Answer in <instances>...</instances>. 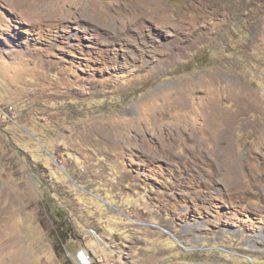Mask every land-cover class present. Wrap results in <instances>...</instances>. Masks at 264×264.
<instances>
[{
  "label": "rangeland",
  "instance_id": "rangeland-1",
  "mask_svg": "<svg viewBox=\"0 0 264 264\" xmlns=\"http://www.w3.org/2000/svg\"><path fill=\"white\" fill-rule=\"evenodd\" d=\"M82 248L264 264V0H0V264Z\"/></svg>",
  "mask_w": 264,
  "mask_h": 264
},
{
  "label": "built area",
  "instance_id": "built-area-1",
  "mask_svg": "<svg viewBox=\"0 0 264 264\" xmlns=\"http://www.w3.org/2000/svg\"><path fill=\"white\" fill-rule=\"evenodd\" d=\"M77 257L79 259L80 264H94L96 262L92 255V252L88 251L85 248H82L78 251ZM100 262H102L103 264H113V262L110 261L107 263L104 256H101L99 260H97L98 264H101Z\"/></svg>",
  "mask_w": 264,
  "mask_h": 264
},
{
  "label": "crops",
  "instance_id": "crops-1",
  "mask_svg": "<svg viewBox=\"0 0 264 264\" xmlns=\"http://www.w3.org/2000/svg\"><path fill=\"white\" fill-rule=\"evenodd\" d=\"M119 199H122V198H119ZM96 233V232H95ZM84 247H86V246H84Z\"/></svg>",
  "mask_w": 264,
  "mask_h": 264
},
{
  "label": "bare ground",
  "instance_id": "bare-ground-1",
  "mask_svg": "<svg viewBox=\"0 0 264 264\" xmlns=\"http://www.w3.org/2000/svg\"><path fill=\"white\" fill-rule=\"evenodd\" d=\"M231 121V120H230Z\"/></svg>",
  "mask_w": 264,
  "mask_h": 264
}]
</instances>
